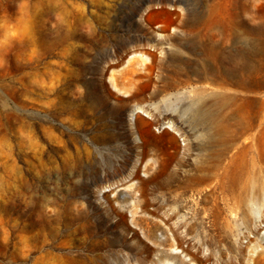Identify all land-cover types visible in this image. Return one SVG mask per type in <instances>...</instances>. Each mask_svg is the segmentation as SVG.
<instances>
[{
	"label": "rangeland",
	"instance_id": "1",
	"mask_svg": "<svg viewBox=\"0 0 264 264\" xmlns=\"http://www.w3.org/2000/svg\"><path fill=\"white\" fill-rule=\"evenodd\" d=\"M217 1L264 30V0H0V264H248L264 203L247 225L198 211L177 92L152 96L199 55L180 22Z\"/></svg>",
	"mask_w": 264,
	"mask_h": 264
},
{
	"label": "bare ground",
	"instance_id": "2",
	"mask_svg": "<svg viewBox=\"0 0 264 264\" xmlns=\"http://www.w3.org/2000/svg\"><path fill=\"white\" fill-rule=\"evenodd\" d=\"M219 8V2H214L205 14L180 22L184 41L192 50L198 49L199 55L175 69L152 96L168 89L177 92L176 108L171 107V92L169 98H163V117L168 118L164 121L167 129L188 136L183 146L187 153L198 148L183 185L184 192L197 194L194 207L213 223L227 209L247 225L264 203V30H255L251 36L235 22L233 12L228 18L231 24L225 25ZM160 22V29L165 30L173 19L167 15ZM143 55L150 58L153 53ZM152 69V63H144L145 71L151 73ZM190 107L193 117L187 130L182 119ZM172 140L176 143L174 137ZM260 224L264 228V216ZM256 230L257 225L251 232ZM249 244L248 264H264V236L250 238ZM198 261L191 255L187 263Z\"/></svg>",
	"mask_w": 264,
	"mask_h": 264
}]
</instances>
